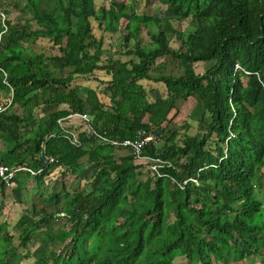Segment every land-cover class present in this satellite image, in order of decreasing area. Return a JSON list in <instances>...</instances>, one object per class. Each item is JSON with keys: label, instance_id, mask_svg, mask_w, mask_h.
Wrapping results in <instances>:
<instances>
[{"label": "trees", "instance_id": "16d2710c", "mask_svg": "<svg viewBox=\"0 0 264 264\" xmlns=\"http://www.w3.org/2000/svg\"><path fill=\"white\" fill-rule=\"evenodd\" d=\"M0 1V94L11 97L0 112V162L26 167L9 183L38 194L50 188L44 201L54 205L37 209L33 201L16 236L0 221V264H22L51 222L66 229L42 237L38 264H175L178 257L264 264V0H147L157 14L130 1L14 0L15 18ZM93 20L104 32L127 30L129 59L102 63L104 38ZM142 32L154 48H143ZM40 37L58 51L33 49ZM168 59L180 73L165 71ZM199 62L210 65L197 71ZM102 70L109 77L98 79ZM143 79L162 83L167 94L150 99ZM84 80L103 83L110 104ZM191 100L203 107L194 134L188 121H173ZM42 103L56 107L44 120L36 116ZM72 112L89 114L111 139L134 138L139 129L154 134L158 141L144 154L171 165L153 170L82 125L76 146L58 121ZM56 170L85 177L86 188L49 185ZM7 183L0 176V193ZM57 241L64 242L59 251Z\"/></svg>", "mask_w": 264, "mask_h": 264}, {"label": "rangeland", "instance_id": "374dc122", "mask_svg": "<svg viewBox=\"0 0 264 264\" xmlns=\"http://www.w3.org/2000/svg\"><path fill=\"white\" fill-rule=\"evenodd\" d=\"M14 0H2L3 7L10 11L9 16L10 18H15L19 13L18 9L13 6ZM23 1V0H22ZM118 1H130L135 3L136 10L141 13H147V14H157V8L156 5L153 3V1L148 2L147 0H118ZM97 6L106 5L109 6L110 0H96ZM6 14V12H5ZM121 25V28L124 26ZM93 26H94V33L97 37L103 36V61L102 63L106 64V61L108 60V57L111 58H120L123 60H127L130 58L129 55L125 53V36L127 35L126 29H121L115 34L104 32L102 31L95 20H93ZM133 41V40H132ZM140 41L144 49L149 50L154 48L155 44L151 43V41L145 36V34L142 32L140 33ZM175 45V44H174ZM31 47L35 49L37 52H45V53H53L57 52L58 48L56 47L53 49L52 43L47 38H38L35 43H32ZM164 59V58H163ZM163 59H159L157 61L156 66H158V63H160ZM170 60V61H169ZM154 63H152V66H155ZM210 65L209 62H199L196 64V70L197 71H205L207 67ZM165 71L167 73L174 72V73H180L181 67L179 66L178 62L173 61L171 59H168V64L166 67H164ZM103 71V70H102ZM160 72V67L158 66L156 71L154 73ZM98 79L109 77L104 71L97 73ZM104 80V79H102ZM81 83L85 85H92L93 88L97 87L98 91H100L101 99L103 102H106V104H110V100L108 97L104 96L101 88L104 87V84L95 80H84L81 81ZM100 83V84H99ZM141 83L144 85L148 92V97L150 99H154L156 97H162L167 94L166 88L162 83L152 81V80H141ZM11 97L10 95L2 92L0 94V106L4 105L6 102L10 101ZM195 100H191L190 102L185 103L182 105L181 111L177 112L175 115V118L173 121L175 124H180L184 121H188L190 124V128L187 130L190 134L196 133L200 128V118L203 112V107L200 103L194 102ZM56 107L53 105H45L41 104L37 110H36V116L39 117L41 120H44L46 116L51 113V111L55 110ZM174 114V110L171 112V115ZM185 132L184 129H181V135ZM215 137L212 139V141L209 142V145L211 148H214L215 151V144H214ZM159 144H162V141L159 142ZM123 153V152H122ZM146 171V170H145ZM55 173L53 175H50V177L46 180V182H49L50 185L53 180L58 181V188L61 187L62 182H64L67 186V189L69 192H73L74 189H85V177L78 179L77 173L73 174L71 172L67 173L66 175L58 173V171H54ZM13 177V176H12ZM80 177V176H79ZM52 179V180H51ZM51 181V182H50ZM34 182H31L29 184L30 186L33 185ZM43 194L36 193L35 188H29L27 190H20L16 186L14 182H8L7 187L5 189V193H0V221H8L9 226V232L11 234L16 233V227L15 224L22 215V213H28L27 210H32V202L34 201L36 204L37 209L46 208L48 210L53 208V204L47 205L45 204V196L48 195V193L51 191L50 188L42 189ZM21 198H20V197ZM22 199V200H21ZM59 204V203H58ZM66 229V226L63 223H55L51 222L47 226H45V231L40 232L37 236L34 237V240L31 243L33 248L30 250L29 256H26L22 258L21 263L22 264H38V257L40 256L42 252L43 245L40 244L42 242V237L45 236H56L62 232H64ZM18 238H15V243L17 244ZM64 242L57 241L55 243V247L57 251L61 250L63 247ZM36 248V249H35ZM35 251L31 253L33 250ZM24 254L27 253L26 250H23ZM182 257H178L175 259V264H196L197 262L195 259H181ZM258 261V259H256Z\"/></svg>", "mask_w": 264, "mask_h": 264}, {"label": "built area", "instance_id": "2783aa9c", "mask_svg": "<svg viewBox=\"0 0 264 264\" xmlns=\"http://www.w3.org/2000/svg\"><path fill=\"white\" fill-rule=\"evenodd\" d=\"M0 16L3 24L5 25L4 20L6 19V15L2 8L0 9ZM58 121L62 128L66 127L68 129L66 136L76 146L81 145V140L75 127L76 125H82L84 127L82 128L83 130L93 134L101 143L110 142L116 147H125L127 149L129 148L134 153L135 160L148 163L153 170L159 171V168L166 163L167 165H171L168 161H161L158 158H152L149 155L144 154V148L147 144L158 141L157 137L154 134L146 132V130L144 129H139L134 138L119 140L111 139L104 134L96 131L92 125V118L87 113L72 112L69 115L60 118ZM46 160H48L49 162H53L55 160V157L47 156ZM17 170H19V168L10 169L9 166L0 163V175L4 177V179L8 180V182L10 181V178L14 176Z\"/></svg>", "mask_w": 264, "mask_h": 264}, {"label": "clouds", "instance_id": "9594fccd", "mask_svg": "<svg viewBox=\"0 0 264 264\" xmlns=\"http://www.w3.org/2000/svg\"><path fill=\"white\" fill-rule=\"evenodd\" d=\"M5 28V27H4ZM2 33V32H1ZM1 33H0V35H1ZM5 109V107H2V106H0V112L2 111V110H4ZM1 163V162H0ZM2 164H4V163H2ZM5 165V164H4ZM8 166V165H7ZM10 168V167H9ZM14 168H19V169H27L26 167H14ZM10 169H13V168H10ZM16 173V172H15ZM1 176V175H0ZM2 177V176H1ZM14 177V176H13ZM3 179H4V177H2ZM6 180V179H5ZM10 180H11V178H10Z\"/></svg>", "mask_w": 264, "mask_h": 264}]
</instances>
